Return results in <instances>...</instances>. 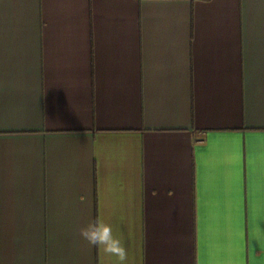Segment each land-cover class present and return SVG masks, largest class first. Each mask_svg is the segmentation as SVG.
Listing matches in <instances>:
<instances>
[{"label": "crops", "instance_id": "crops-1", "mask_svg": "<svg viewBox=\"0 0 264 264\" xmlns=\"http://www.w3.org/2000/svg\"><path fill=\"white\" fill-rule=\"evenodd\" d=\"M264 264V0H0V264Z\"/></svg>", "mask_w": 264, "mask_h": 264}, {"label": "clouds", "instance_id": "clouds-1", "mask_svg": "<svg viewBox=\"0 0 264 264\" xmlns=\"http://www.w3.org/2000/svg\"><path fill=\"white\" fill-rule=\"evenodd\" d=\"M78 237L89 246L100 248L105 254L117 258L119 264H125L127 250L121 241L113 234V228L103 219L90 220L77 230Z\"/></svg>", "mask_w": 264, "mask_h": 264}, {"label": "trees", "instance_id": "trees-1", "mask_svg": "<svg viewBox=\"0 0 264 264\" xmlns=\"http://www.w3.org/2000/svg\"><path fill=\"white\" fill-rule=\"evenodd\" d=\"M193 1V0H192Z\"/></svg>", "mask_w": 264, "mask_h": 264}]
</instances>
